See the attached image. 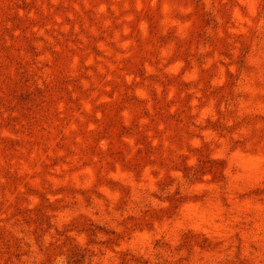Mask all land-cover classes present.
<instances>
[{
    "label": "rangeland",
    "instance_id": "obj_1",
    "mask_svg": "<svg viewBox=\"0 0 264 264\" xmlns=\"http://www.w3.org/2000/svg\"><path fill=\"white\" fill-rule=\"evenodd\" d=\"M0 264H264V0H0Z\"/></svg>",
    "mask_w": 264,
    "mask_h": 264
}]
</instances>
